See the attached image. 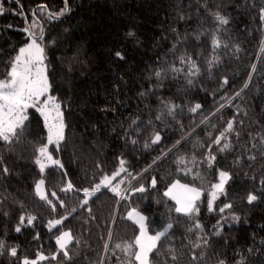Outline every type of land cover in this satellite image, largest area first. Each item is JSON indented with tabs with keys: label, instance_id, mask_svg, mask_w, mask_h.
I'll return each instance as SVG.
<instances>
[{
	"label": "trees",
	"instance_id": "1",
	"mask_svg": "<svg viewBox=\"0 0 264 264\" xmlns=\"http://www.w3.org/2000/svg\"><path fill=\"white\" fill-rule=\"evenodd\" d=\"M67 7L50 19L65 0H0V80L32 33L65 124L59 148L48 146L59 164L43 171L36 160L48 129L37 108L27 109L17 138L0 140V264H138L130 208L145 216L151 233L173 225L150 264H264V0H67ZM216 13L229 22L220 24ZM229 121L233 130L225 131ZM156 133L161 140L152 143ZM224 143L230 147L220 151ZM220 171L231 179L209 211ZM116 172L111 185L84 196L82 189ZM40 176L47 199L34 189ZM174 180L201 189L198 213L175 211L164 195ZM117 184L121 195L110 190ZM141 185L147 191H131ZM250 193L258 197L252 204ZM56 219L63 222L50 229ZM65 229L73 237L71 260L56 245Z\"/></svg>",
	"mask_w": 264,
	"mask_h": 264
},
{
	"label": "snow or ice",
	"instance_id": "2",
	"mask_svg": "<svg viewBox=\"0 0 264 264\" xmlns=\"http://www.w3.org/2000/svg\"><path fill=\"white\" fill-rule=\"evenodd\" d=\"M43 10V8L41 9ZM67 11H69L67 7V0H65V8L58 13H49V18H59L63 16ZM0 12H2V8H0ZM35 15V13H33ZM216 19L220 22V24H227L229 21L226 17L216 13ZM260 18L264 20V7L260 9ZM35 23V22H34ZM25 32L29 30L27 28L24 29ZM175 31V29H173ZM30 36H33L32 33H29ZM129 35H132L129 33ZM39 39L43 40V29L41 28V35ZM218 44V42H215ZM116 56L120 59H123V56L120 52L116 53ZM45 55L44 48L41 47L40 43L37 42V39L33 36L31 42L27 44L26 47H22L19 49V54L14 58V60L10 64V70L7 72V78L0 80V140H3L6 143H11L13 138L18 137L17 129L23 130L24 122L28 119L27 109L37 108V111L41 113L44 117L45 125L48 129L47 135V144H44L38 149L39 156L41 158H46L54 164H59V161L53 160L52 155L49 152V145L55 144L57 148H59L60 142L65 139L64 137V120L63 113L60 111L61 105L56 102L55 97L48 95L51 84L49 83L48 75H47V66L44 63ZM157 76L160 75L159 72L156 73ZM191 83V81H189ZM227 83V80H225ZM247 87V84H245ZM143 95V93H141ZM239 95V93H237ZM46 97L41 107H37L40 103V98ZM201 106L199 104L195 105L194 108L190 109V111L195 112ZM171 111V110H170ZM55 113L53 116L52 114ZM233 130V121H229L227 124V128L225 131ZM239 135V133H237ZM224 138V133L222 132L219 137L214 140L216 145H220L221 139ZM161 140L159 133H156L154 138L152 139V143H157ZM135 143V141H133ZM145 147H148L146 144ZM230 145L228 143H224L223 146L219 149L220 151H224L228 149ZM250 159L255 160V157H250ZM215 160V156H209V164ZM183 162V161H181ZM36 163L40 165L41 171L44 170V163L41 162L40 158H37ZM124 161H120V171H124L123 168ZM0 165H3V158L0 157ZM62 167V165H61ZM4 174L8 173V168L5 166L2 169ZM119 172L114 173L111 177L105 176L104 179L96 184L91 190L89 188L82 189L85 197L94 196L97 192L101 190V187H108L112 184V181L119 176ZM219 183L212 185L213 191L211 192V199L208 202V210H213V201L217 198V192L225 193V184L231 179V175L228 172L221 171L219 173ZM122 184L123 181H120ZM264 183V181H262ZM44 181L41 180L36 185V192L40 196L41 199H47L44 192L42 191V185ZM179 182L173 184L168 191L164 193L165 196H169L172 192L173 188L178 186ZM151 186H156V180L153 178L151 182ZM181 188H184L187 192L192 193L193 195L186 197L184 200L177 199L176 197H172L176 199L178 207L175 208L177 213H182L185 216L191 217L193 213H198L199 208L196 206L195 201L199 199L200 193L194 188H188L186 185H179ZM119 184L114 187H111V191L116 195H121L119 190ZM73 188V185L69 183L63 191H68ZM133 193L139 192L144 193L147 189L141 185L140 187L134 188L131 190ZM55 196V193H52ZM127 198V197H123ZM258 199L257 195L250 193L247 196V202L252 204L254 201ZM51 205V201H48ZM84 205L88 203V199H84L82 202ZM60 206L64 207L63 201L60 202ZM231 204H226L224 208H230ZM53 209H55V205H52ZM224 208H221L220 211L223 212ZM72 211H75L73 209ZM90 211V209H89ZM129 219H133L136 217L134 222L139 225L140 235L136 237L135 246L138 248V251L132 253L134 255L135 260L138 264H149L150 255L157 248V242L161 240L162 237H165L168 231L173 227L171 223H169L162 231L157 232L155 235L148 236L145 231L144 220L145 217L135 211L133 209L132 212L128 214ZM21 223L24 222V217H21ZM34 217L28 218V223L31 224ZM63 219H67L64 217ZM234 220H239L238 216L233 217ZM63 222L62 219H56L54 221H49V228L51 229L55 225H60ZM196 228H200V224L197 223L195 225ZM21 229L17 226L16 231L19 232ZM219 234V233H217ZM73 237L70 231L63 232L60 236L56 238V243L59 246V251L62 252L63 256L71 260V256L68 251V244L72 241ZM203 244L207 246L208 241L205 239ZM4 244L0 241V249H3ZM107 248V245H105ZM117 248H120L121 245H116ZM131 244L126 246L127 249L132 248ZM195 247L199 248L201 245L197 243ZM8 254L12 257L17 255V249L15 247L11 248ZM40 260L47 259V257L43 255H39ZM52 259H56V256L53 255ZM172 259L175 260L176 256L172 255ZM193 259H196V256H193ZM23 264H36L35 261L30 262L25 259ZM102 264V262H101ZM219 264H225L223 260L219 261Z\"/></svg>",
	"mask_w": 264,
	"mask_h": 264
},
{
	"label": "rangeland",
	"instance_id": "3",
	"mask_svg": "<svg viewBox=\"0 0 264 264\" xmlns=\"http://www.w3.org/2000/svg\"><path fill=\"white\" fill-rule=\"evenodd\" d=\"M32 38H33V36H30V37H29V40H28L26 43H24L22 46H20V48H22V47H26L27 44L31 42V39H32ZM37 42L40 43L38 40H37ZM40 45H41V43H40ZM41 47H42V45H41ZM20 48H19V49H20ZM18 54H19V50H18L16 56H17ZM16 56H15V57H16ZM44 63H45V65H46V61H44ZM48 95H51L50 92L48 93ZM51 96H52V95H51ZM52 97H54V96H52ZM45 99H46V97H41V98H40V103H39L37 106H38V107H41V106L43 105V102H44ZM56 102H57V101H56ZM60 111H61V110H60ZM52 115L54 116L55 113H53ZM43 119H44V117H43ZM44 122H45V120H44ZM39 158L41 159V162L44 163L45 166L48 165V164H50V163H52L51 161L47 160L46 158H41L40 156H39ZM53 160H54V159H53ZM39 166H40V165H39ZM220 172H221V171H220ZM110 177H111V176H110ZM41 180H43V178H42L41 176L38 177V178L36 179V182H35V184H34L35 192H36V185H37ZM219 180H220V177H219V175H218V179H217V181H216L214 184L219 183ZM43 181H44V180H43ZM177 181H178V180H174L173 182H171V183L167 186L165 192L168 191L169 188H171V186H172L173 184L177 183ZM178 182H179L178 186H177L176 188H173V189H172V192H171V194L169 195L170 198H172V197H176L177 199L184 200L186 197H189V196L193 195L192 193L187 192L184 188H181L179 185H186L188 188H194V189H196V190L200 193V196H201V193H202L201 189H199V188H197V187H195V186H191V185H188V184L182 183V182H180V181H178ZM214 184H213V185H214ZM42 191L44 192V194H45V196H46V189H45V185H44V184L42 185ZM212 191H213V188H211L210 191H209L208 202H209V200L211 199V192H212ZM120 193H122V192H120ZM36 194H37V192H36ZM218 194H219V192H217V196H218ZM37 196L40 197L38 194H37ZM200 196H199V198H200ZM172 199H173V198H172ZM173 200L175 201L176 207H178L179 205H177V203H176V199H173ZM196 201H197V200H196ZM196 201H195V203H196ZM133 209H135V208H130L129 211H128V213H127V215H128L130 212H132ZM135 211H136L137 213L143 215V214H142L141 212H139L137 209H135ZM143 216H144V215H143ZM144 217H145V216H144ZM135 218H136V217H133L132 220L134 221ZM144 224H145V231H146V233H147L148 236L155 235L157 232L162 231V230L168 225V224H167L164 228H162L161 230H159V231H157V232H155V233H151V232L148 231V229H147V227H146L145 220H144ZM137 226H138V232H137L136 237H138V236L140 235V228H139V225L137 224ZM65 231H69V230L65 229V230L60 231V232L58 233V235L56 236V238H57L58 236H60V235H61L63 232H65ZM56 245H57V243H56ZM57 248L59 249V246H58V245H57ZM137 251H138V248H137ZM39 255H42V254H38V256H37L35 259L39 258ZM35 259H34V260H35ZM149 264H150V263H149Z\"/></svg>",
	"mask_w": 264,
	"mask_h": 264
}]
</instances>
